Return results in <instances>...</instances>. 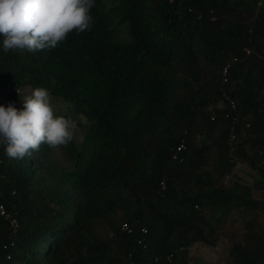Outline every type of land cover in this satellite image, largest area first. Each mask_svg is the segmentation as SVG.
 <instances>
[{
  "label": "trees",
  "instance_id": "16d2710c",
  "mask_svg": "<svg viewBox=\"0 0 264 264\" xmlns=\"http://www.w3.org/2000/svg\"><path fill=\"white\" fill-rule=\"evenodd\" d=\"M104 1L55 49L5 53L0 36V106L45 87L83 133L23 159L0 145V203L19 222L0 218V264H191L221 242L209 264H264V0Z\"/></svg>",
  "mask_w": 264,
  "mask_h": 264
},
{
  "label": "clouds",
  "instance_id": "9594fccd",
  "mask_svg": "<svg viewBox=\"0 0 264 264\" xmlns=\"http://www.w3.org/2000/svg\"><path fill=\"white\" fill-rule=\"evenodd\" d=\"M93 7L95 0H0L3 50L35 53L55 49L73 30L77 34L91 30ZM22 103V109L11 102L0 106V145L8 158L31 156L42 144L67 147L73 141L77 122L55 113L47 88L36 87Z\"/></svg>",
  "mask_w": 264,
  "mask_h": 264
},
{
  "label": "rangeland",
  "instance_id": "374dc122",
  "mask_svg": "<svg viewBox=\"0 0 264 264\" xmlns=\"http://www.w3.org/2000/svg\"><path fill=\"white\" fill-rule=\"evenodd\" d=\"M112 2L111 0H105L104 1V8L105 10H109L111 8ZM116 35L121 38V39H126L127 38V32L123 31L122 29H119L116 32ZM27 93H25L26 95H31L32 94V90L28 89L26 90ZM21 100L23 99L24 95L23 93H20ZM6 100V91L5 90H0V102L1 101H5ZM55 113H59L60 110H56L54 109ZM63 111V110H62ZM64 112V111H63ZM74 138L78 141L81 142L80 140L83 138V133L80 131L79 127L77 126V128L74 130ZM237 174L238 176L242 179L243 183H246L247 185H253V179L251 177L248 176L249 171L244 167V166H239L238 170H237ZM98 232L103 236V237H108L110 236V233L108 231L107 228L104 227H100L98 229ZM224 242H221L219 247L214 250V251H209L206 248H201L199 247L197 248H193V250L191 249V255L192 257V263L191 264H204V261L209 264V262H214V261H218V262H223V258L221 257V254L223 253V249H224Z\"/></svg>",
  "mask_w": 264,
  "mask_h": 264
},
{
  "label": "built area",
  "instance_id": "2783aa9c",
  "mask_svg": "<svg viewBox=\"0 0 264 264\" xmlns=\"http://www.w3.org/2000/svg\"><path fill=\"white\" fill-rule=\"evenodd\" d=\"M245 52L247 54H250V50L249 49H245ZM229 73H230V66H226L223 71H222V80H223V84L227 85L230 83V79H229ZM223 98L225 100H227L228 102H230L229 104L231 105V112H234L237 109V105L236 102L234 100H232L228 95L223 94ZM226 118H232V114L230 112L226 113ZM216 119V115H212L211 117V121H214ZM234 139V137H233ZM187 149V145L185 140H183L176 148V151L173 153L172 158L175 161H183V158L181 157L182 153L184 151H186ZM0 218L5 219L6 221L10 222L11 228L14 229V232L17 230V228L19 227V222L18 219L13 217L8 211L7 208L5 207V205L1 202L0 203ZM122 231H124L127 234H132L133 233V228L131 227V225L127 222L122 224ZM143 233H146V229H142ZM13 238V235L11 236ZM141 243V241L139 242ZM13 245V244H12ZM7 247V246H6ZM183 250V249H181ZM7 259L9 261H12V256L8 255ZM15 264V263H14Z\"/></svg>",
  "mask_w": 264,
  "mask_h": 264
}]
</instances>
